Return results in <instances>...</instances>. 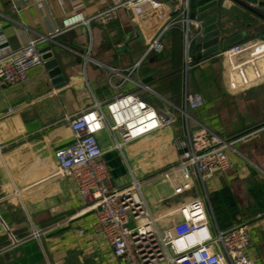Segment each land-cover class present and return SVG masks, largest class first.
<instances>
[{"label":"crops","instance_id":"crops-1","mask_svg":"<svg viewBox=\"0 0 264 264\" xmlns=\"http://www.w3.org/2000/svg\"><path fill=\"white\" fill-rule=\"evenodd\" d=\"M124 1L0 0V53L16 52L29 41L41 39L40 52L44 57L52 53L64 77L62 84L55 85L44 59L24 83L0 84V137L6 145L0 155V264H121L93 213L81 212L84 202L73 180L58 175L55 152L73 142L69 118L123 94L138 95L158 111L174 116L175 122L121 149L115 148L109 131L99 136L113 186L125 187L133 177L154 178L177 162L182 153L179 141L205 129L227 140L248 137L235 144L236 153L229 152V172L208 182L209 194L227 186L239 204L241 198H251L249 191L253 195L255 187L264 186V79L244 88L253 112H259L257 117L241 118L228 128L221 116L211 112V104L221 103L231 91L222 52L236 44L264 40V21L231 3L221 20L222 36L230 42L219 54L202 61H196L192 44L188 64L183 23L162 36L161 52H148L150 39L171 17L183 18V0H157L168 6L166 20L160 12L137 20L130 8L121 6ZM112 8L114 16L109 20L57 32L71 14L81 12L92 18ZM189 70L192 81L196 74L216 72L212 79L220 82L221 78L225 95L210 92L207 97L197 90L204 106L186 118L178 108L184 105ZM241 92L233 97L243 109L246 93ZM148 191L156 215L198 198L174 197L169 183L156 180ZM253 204L242 212L252 237L249 255L256 264H264V213ZM47 227L53 229L34 236ZM15 239L20 243L14 245Z\"/></svg>","mask_w":264,"mask_h":264},{"label":"built area","instance_id":"built-area-1","mask_svg":"<svg viewBox=\"0 0 264 264\" xmlns=\"http://www.w3.org/2000/svg\"><path fill=\"white\" fill-rule=\"evenodd\" d=\"M190 0H183V18L172 17L152 37L148 52H161L162 36L179 23L189 24ZM123 7L130 8L135 19L144 20L156 12L166 20L168 6L157 0H125ZM115 9L86 18L78 12L62 20L58 33L91 22H104L114 16ZM164 13V14H163ZM29 41L18 51L0 53V84L24 83L31 71L43 66L44 59L38 45ZM187 63L190 38L186 34ZM226 62L228 87L239 91L264 79V40L256 39L229 47L222 52ZM204 106L198 93L186 91L184 105L178 108L190 118L189 111ZM12 112V111H11ZM10 112V113H11ZM175 117L158 111L135 94H123L104 105L68 119L73 142L55 152L58 175L73 180L84 202L82 213H93L107 239L114 257L121 264H256L249 255L252 244L250 226L236 223L220 230L212 216L208 182L231 169L229 152H237L235 144L243 139L227 140L208 129L188 134V140L179 141L182 153L177 162L152 179L133 177L129 185L115 187L105 160V150L99 136L109 131L115 137V148L133 143L163 128L171 126ZM6 148L0 137V155ZM156 181L169 183L174 197L191 193L199 188L200 195L189 203L166 213L156 215L148 202L150 184ZM3 221L0 217V225ZM53 227L34 234L40 236ZM83 234V231H79ZM20 240H14V245Z\"/></svg>","mask_w":264,"mask_h":264},{"label":"water","instance_id":"water-1","mask_svg":"<svg viewBox=\"0 0 264 264\" xmlns=\"http://www.w3.org/2000/svg\"><path fill=\"white\" fill-rule=\"evenodd\" d=\"M231 3L242 7L247 12L264 21V0H190V25L185 27V31L188 37L191 38L190 46L192 44L194 46L196 61L209 59L219 54L230 42L229 38L227 39L222 36L221 20L225 14H228ZM192 13L193 17H190ZM136 30L139 38L142 40L139 28L136 27ZM52 56V53L47 54L46 57L43 56V59L48 60L46 66L49 76L53 78L52 82L55 85L62 84L64 77L60 75L61 70L58 61L52 59ZM212 216L215 219L213 210Z\"/></svg>","mask_w":264,"mask_h":264},{"label":"rangeland","instance_id":"rangeland-1","mask_svg":"<svg viewBox=\"0 0 264 264\" xmlns=\"http://www.w3.org/2000/svg\"><path fill=\"white\" fill-rule=\"evenodd\" d=\"M214 74H217V73L212 71L211 73L208 72V73H204L201 75L196 74L194 80L192 81L191 76H190L191 71L189 70V72H188L189 81H185V90L184 91L196 93L197 90L201 89L202 94L206 95L207 97H208L210 92L217 94V95H221V97H223L225 95V93L222 90V88H220L221 83H222L221 78H219L220 82L214 81L212 79ZM243 90H244V92H241ZM238 92L246 93L247 91H245V89H241L239 91H236V93L230 91V93H229L230 96L227 95L226 98L224 97L225 99H223V101H222L223 103L222 102L221 103L215 102L214 104H211L212 105L211 106V112L217 116L216 118H218V116L222 117V120H220V121L224 125V127H228V128L232 127L231 123H233V125L239 124L241 118L244 119V118H250V117H257L259 115L258 111L253 112V110H252L253 104L251 103L250 100L246 99L247 93H246V96L242 99L243 100L242 101L243 109L241 108V103L239 105L233 97ZM254 101H257V99H254ZM259 107H260V104H259ZM188 114L193 115L192 111H189ZM177 115H180V114L178 113ZM223 121H225L227 123V125H225ZM234 121H237V123ZM218 124H219V122H218ZM164 170H166V169L164 168ZM200 193L201 192H200L199 188H196L193 191H191V193L182 195L180 197V199L187 198L186 196H189V195L193 198H196V197H199ZM246 195H247V193H246ZM249 195L251 196L250 199L241 198V200L239 201V204L237 202V205L240 208L241 213L242 212L245 213L246 211L251 210L252 209L251 206L253 203H254L253 205H255V207H256V203L254 202V198L251 195L250 191H249ZM249 195H247V196H249ZM150 199H151V201L154 202V200H155L154 194L150 195ZM247 208H248V210H247Z\"/></svg>","mask_w":264,"mask_h":264},{"label":"trees","instance_id":"trees-1","mask_svg":"<svg viewBox=\"0 0 264 264\" xmlns=\"http://www.w3.org/2000/svg\"><path fill=\"white\" fill-rule=\"evenodd\" d=\"M245 135V132L238 136ZM238 138L233 137L232 139ZM229 139V140H232ZM252 196L258 210L264 213V186H257L252 191ZM212 210L220 230H227L236 223L245 222L236 197L227 186L209 194ZM264 216V214H263Z\"/></svg>","mask_w":264,"mask_h":264}]
</instances>
